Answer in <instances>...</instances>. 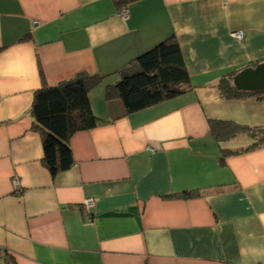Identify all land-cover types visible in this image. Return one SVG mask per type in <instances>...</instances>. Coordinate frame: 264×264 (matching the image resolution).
Masks as SVG:
<instances>
[{"label":"crops","instance_id":"obj_1","mask_svg":"<svg viewBox=\"0 0 264 264\" xmlns=\"http://www.w3.org/2000/svg\"><path fill=\"white\" fill-rule=\"evenodd\" d=\"M169 36L192 89L131 113L105 97ZM256 61L264 0H0V264H264V141L219 142L210 128H264V94L217 88ZM81 73L102 75L88 92L97 124L71 136L73 164L51 176L33 92ZM223 148L242 151L221 160Z\"/></svg>","mask_w":264,"mask_h":264},{"label":"trees","instance_id":"obj_2","mask_svg":"<svg viewBox=\"0 0 264 264\" xmlns=\"http://www.w3.org/2000/svg\"><path fill=\"white\" fill-rule=\"evenodd\" d=\"M115 1L118 6L124 7L136 0ZM257 63L256 61L250 65ZM237 71H228L218 79L217 88L223 97H241L248 93L264 94V91L248 92L236 89L232 76ZM101 78L102 75L81 73L53 85L43 84L33 92L31 101L33 130L42 137L43 164L51 176L72 166L73 157L69 146L71 136L77 131L93 128L97 124L88 92ZM192 87L179 44L173 36H169L131 61L121 71L120 78L106 86L105 97L120 99L125 111L131 113L183 94ZM210 128L219 142L241 133H247L253 141L248 148L256 147L264 141L263 127L250 128L231 121L210 120ZM240 151L242 150L223 148L221 160L228 154ZM188 194L190 192L182 195ZM2 259L4 264H14L10 263L11 260L6 254Z\"/></svg>","mask_w":264,"mask_h":264},{"label":"water","instance_id":"obj_3","mask_svg":"<svg viewBox=\"0 0 264 264\" xmlns=\"http://www.w3.org/2000/svg\"><path fill=\"white\" fill-rule=\"evenodd\" d=\"M232 82L239 90L264 91V61L256 65H245L232 76Z\"/></svg>","mask_w":264,"mask_h":264},{"label":"built area","instance_id":"obj_4","mask_svg":"<svg viewBox=\"0 0 264 264\" xmlns=\"http://www.w3.org/2000/svg\"><path fill=\"white\" fill-rule=\"evenodd\" d=\"M120 13H121V15H122L123 17L126 16V13H125L124 9L121 10ZM232 34H233L235 37H238V38L242 37V31H240V30H238V31H234ZM93 205H94V198H93V197H86V198L83 200V206H84V209H85V210H89V209H91ZM0 253H1V247H0Z\"/></svg>","mask_w":264,"mask_h":264},{"label":"bare ground","instance_id":"obj_5","mask_svg":"<svg viewBox=\"0 0 264 264\" xmlns=\"http://www.w3.org/2000/svg\"><path fill=\"white\" fill-rule=\"evenodd\" d=\"M122 10H123V9H122ZM238 90H239V89H238ZM84 199H85V198H84ZM84 199H83V200H84ZM82 205H83V203H82ZM83 208H84V206H83Z\"/></svg>","mask_w":264,"mask_h":264}]
</instances>
